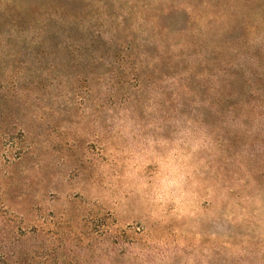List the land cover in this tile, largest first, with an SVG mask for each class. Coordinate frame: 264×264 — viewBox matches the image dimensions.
<instances>
[{
	"label": "rangeland",
	"instance_id": "374dc122",
	"mask_svg": "<svg viewBox=\"0 0 264 264\" xmlns=\"http://www.w3.org/2000/svg\"><path fill=\"white\" fill-rule=\"evenodd\" d=\"M0 264H264V0H0Z\"/></svg>",
	"mask_w": 264,
	"mask_h": 264
}]
</instances>
